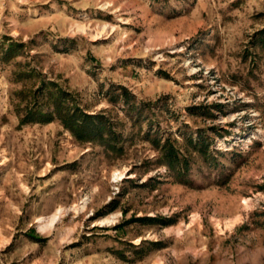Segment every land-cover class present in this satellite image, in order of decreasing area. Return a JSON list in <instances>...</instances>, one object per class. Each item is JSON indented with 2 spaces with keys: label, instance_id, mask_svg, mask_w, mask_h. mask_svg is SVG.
Returning a JSON list of instances; mask_svg holds the SVG:
<instances>
[{
  "label": "rangeland",
  "instance_id": "rangeland-1",
  "mask_svg": "<svg viewBox=\"0 0 264 264\" xmlns=\"http://www.w3.org/2000/svg\"><path fill=\"white\" fill-rule=\"evenodd\" d=\"M0 264H264V0H0Z\"/></svg>",
  "mask_w": 264,
  "mask_h": 264
},
{
  "label": "trees",
  "instance_id": "trees-1",
  "mask_svg": "<svg viewBox=\"0 0 264 264\" xmlns=\"http://www.w3.org/2000/svg\"><path fill=\"white\" fill-rule=\"evenodd\" d=\"M123 91L125 92V89ZM39 94L40 96L33 99V108L26 112V116L22 120L24 123H48L58 119L63 127L82 141L94 142L99 140L109 143V146L110 141L116 142L115 134L110 132L111 127L107 130V137L110 139L105 137L106 125L102 120V116L84 113L72 99L69 92L58 88L52 83H46L41 87ZM131 108L134 109V106ZM163 149L169 166L183 165L171 143L165 144ZM149 220L153 221V219ZM169 222V220L166 221V223Z\"/></svg>",
  "mask_w": 264,
  "mask_h": 264
},
{
  "label": "bare ground",
  "instance_id": "bare-ground-1",
  "mask_svg": "<svg viewBox=\"0 0 264 264\" xmlns=\"http://www.w3.org/2000/svg\"><path fill=\"white\" fill-rule=\"evenodd\" d=\"M74 29H76L77 31H84L85 30V28L82 25H75ZM100 34H101L100 32H97L96 36H98ZM96 36H94V37H96ZM58 214H60V213H58ZM55 218H56V216L54 215L53 218L51 219V221L53 222L55 220Z\"/></svg>",
  "mask_w": 264,
  "mask_h": 264
}]
</instances>
